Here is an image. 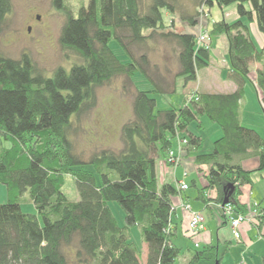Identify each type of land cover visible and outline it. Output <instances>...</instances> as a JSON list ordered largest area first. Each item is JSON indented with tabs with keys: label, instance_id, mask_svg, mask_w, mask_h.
I'll return each mask as SVG.
<instances>
[{
	"label": "trees",
	"instance_id": "obj_1",
	"mask_svg": "<svg viewBox=\"0 0 264 264\" xmlns=\"http://www.w3.org/2000/svg\"><path fill=\"white\" fill-rule=\"evenodd\" d=\"M66 1L52 0L66 15L60 43L81 63L70 69L60 66L47 77L29 53L19 59L0 54V183L8 191V201L0 203V264H140V245L132 241L135 228L148 249L146 264H177L183 250L175 243L171 218L173 197L182 191L177 184L160 185L157 166L164 158L175 167L167 156L177 149L178 138L188 141L185 153L201 151L204 139L190 131L191 125L206 116L220 126L222 138L195 162L208 166L204 190L217 188V201L223 205L228 199L236 212L247 213L238 194L252 184L253 171L245 170L242 162L256 157L257 171H264V137L243 126L238 112L254 62L263 65L254 85L264 112V48H257L249 27L256 21L264 33V0H194L195 13L185 11L182 0H84L88 6L77 16ZM215 5H236L239 16L233 23L223 19L212 27V38H227L228 79L237 91L197 92L188 105L158 110L157 97L175 93L176 85L166 82L153 62L157 35L177 44L176 77H183L186 85L197 82L198 72L211 61V46L198 47L195 35L166 32L164 12L196 26L200 9ZM12 12V0H0V35ZM112 40L130 62L115 55ZM136 73L153 89H137ZM118 78L124 79L125 94L133 92L132 118L121 128L122 148L100 150L86 160L76 153L73 137L81 117L96 108L98 88ZM68 177L74 179L79 201L64 191ZM27 193L37 215L22 210ZM111 202L122 208L124 225L118 223ZM189 264H219L218 248L194 249Z\"/></svg>",
	"mask_w": 264,
	"mask_h": 264
},
{
	"label": "rangeland",
	"instance_id": "obj_2",
	"mask_svg": "<svg viewBox=\"0 0 264 264\" xmlns=\"http://www.w3.org/2000/svg\"><path fill=\"white\" fill-rule=\"evenodd\" d=\"M190 1L191 0H182L181 3L185 8H188L190 7ZM12 2L13 12L8 17V23L5 32L0 35V54L13 59H19L23 53H29L32 56L33 61L35 62L36 67L47 77H50L53 71L60 66L66 69H70L74 64L82 62L79 56H77L73 51L62 47L60 43L61 31L66 20V15L64 11L54 8L52 0H12ZM66 3L69 9L73 11V14L75 16L78 15L79 10L82 6H88V1L84 0H67ZM205 11L204 12L207 13L208 16L198 19L199 30L197 31L198 33H196L195 36L198 39L200 36L207 35L208 39L204 43V46H206L207 48L210 47L212 43V36L214 33L212 32V27L214 21L221 18L225 19L229 23H233L239 19V16L236 11V5L227 7V12L225 11V17L223 16V13L218 5L214 6L211 9V14L208 7L205 8ZM167 13L169 12H164V18L167 16ZM38 17H40V19H38ZM165 22L166 32L173 31L181 33L187 30L184 24L172 20V17L170 16L166 17ZM30 28L31 31L29 30ZM220 37L222 38L221 35H214V38L218 39ZM253 37L255 41L259 43L257 35L253 33ZM152 44L153 62L159 66L161 73L166 72L165 68L162 69V67H160V65L165 62H168L167 67H171L172 69H174V66L177 65L178 61L173 58L170 59L168 55H166L168 59H164L163 56L166 53L164 54L163 50L165 46L168 47L169 51L175 50L177 44L166 43L159 35H157V38H155ZM110 47L121 62H130V58L115 40L111 41ZM220 47V52L225 50L223 45H221ZM217 64H219V67L217 68V75L220 72H225V70L223 69V59L219 61L217 60ZM217 69L215 66L206 74L210 75L211 73V75L213 76L215 74V70ZM133 81L135 86L139 90L149 91L153 89L152 85L141 73H136L133 76ZM123 84L124 79L118 78L112 81L109 85L98 88V103L96 108L92 112L87 113L81 117L79 127L80 129L78 134L73 137V142L75 145L76 153L82 155L86 160L89 159L97 151L105 149L117 150L122 148L123 144L121 141V128L132 118L133 99V92H131L130 94H125L123 92ZM195 85L196 83H193L191 85L188 93H190L193 87L195 88L193 89L192 93L185 97L183 104V96L180 92L175 95H170L168 100H174L172 104L176 108H178L176 106L178 103L180 105L179 108L182 107L185 102H187L188 105L189 100L191 101L192 99H194L195 95H197V92L202 94L200 91L201 89L198 78L197 85ZM249 86L250 87L248 89V93L252 94V96L251 98L249 96L250 99H248L247 106L249 107L250 111H252L254 108L256 111H259L261 114H263L260 101L257 98V91L250 82ZM133 88L134 87H132V89ZM158 101V110L165 109V107H167L163 106L164 104L162 101V97H158ZM202 117L208 119L206 116ZM206 119L203 120L205 128H203L202 130L198 129L197 122H194L190 127L191 132L196 133V135L198 134L205 141L202 153H206L209 142L212 141V138L214 139L216 136L215 128H218L217 126L214 127V125L209 123V119ZM185 155V151H182L181 156L183 157ZM192 179H186L191 188L189 191V194L191 195L195 192L197 194V189L194 187ZM196 179L199 180L198 177H194V180ZM203 182L204 184H206L205 179L202 175L200 176L199 182L197 181V187L201 188L200 186L203 185ZM64 191L70 199L75 201L80 200V196L72 177H68V179L66 180ZM6 201H8V191L7 188L0 183V202L4 203ZM184 205L190 206L187 201ZM109 206L115 217L117 218L118 223L120 225H124V212L122 208L115 202L109 203ZM254 206H256V204L251 205L247 209V212H250V210ZM21 207L23 212L37 215V211L29 193H27L22 199ZM258 207L256 208L258 209ZM194 212L200 213L204 216V214L200 211ZM39 220L43 224V220L41 218H39ZM204 224L205 225L202 231L205 230L206 221ZM132 241H134L137 245H140V264H145L147 254L144 251V244L141 245V243H143L141 242V233L137 228L132 230ZM187 245L192 246L194 245V242H192V245L191 242H187ZM72 257L74 256L70 255V258Z\"/></svg>",
	"mask_w": 264,
	"mask_h": 264
},
{
	"label": "crops",
	"instance_id": "obj_3",
	"mask_svg": "<svg viewBox=\"0 0 264 264\" xmlns=\"http://www.w3.org/2000/svg\"><path fill=\"white\" fill-rule=\"evenodd\" d=\"M190 7L185 8V11L189 13L196 12V6L194 4V0L190 1ZM216 6V5H215ZM225 17V11L227 12V7H219ZM212 9V8H211ZM210 9V14H211ZM237 11V9H236ZM168 12V11H167ZM169 14V15H168ZM167 16L172 17V20L181 22L184 24L187 30L181 32L183 34H192L195 35L198 33V26H191L188 22L182 21L177 14L167 13ZM166 16V17H167ZM166 17L164 18V22L166 21ZM223 19H217L214 21L218 22ZM225 20V19H224ZM166 23V22H165ZM164 23V24H165ZM166 26V24H165ZM251 36L259 50L264 48V33H262L259 29V26L256 21L249 24ZM253 33L257 35V39L259 43H257L253 37ZM223 45L225 50L220 52V46ZM177 48V47H176ZM169 51L168 47H164V59H168L166 55L170 57V59H175L177 61V49ZM211 61L210 66L206 69L200 70L197 74L198 82L200 84L201 95H214V94H234L237 91V86L235 83L228 79V74L230 70V61H229V45L227 38L222 36V38H213L211 43ZM224 61V70L225 72H220L218 75V67L217 60ZM160 65V64H159ZM168 62L163 63L160 67L165 68L166 72H162V75L165 77L166 82L169 84L175 83V93L161 95L158 97H162L163 106L167 110L171 108H176L173 106L174 100H168L170 95H175L178 92L182 93V104L185 100V97L192 93L193 89L188 93V90L191 88V84L186 85L185 79L183 77H176L179 65L174 66V69L171 67H167ZM216 66L215 74L212 76L207 75L210 69ZM252 73L250 75V80L247 81L245 87V93L242 100L239 102V118L240 122L243 126L247 128H251L256 130L262 137H264V112L261 114L259 111H256L254 108L252 111L249 110L248 99L251 98L252 94L248 93L249 82L256 89L254 82L256 79V72L258 70L263 69V65L261 63H252L251 64ZM150 83V82H149ZM197 85V82H195ZM194 83V84H195ZM151 84V83H150ZM195 85V86H196ZM153 87V86H152ZM150 91V90H149ZM257 91V98L259 99V92ZM250 96V98H249ZM157 97V104H159ZM179 108V103L176 105ZM262 109V108H261ZM205 117H199L197 120L198 129L205 128L203 120ZM208 120V119H206ZM209 123L214 125L216 130V136L212 141L209 142V146L207 148L206 153H210L213 150V144L216 140L222 138L223 131L219 125L212 123L208 120ZM196 134V133H194ZM198 135V134H197ZM199 136V135H198ZM205 144V141H204ZM176 146V144H175ZM202 153L201 151H193L189 154L186 153L185 156L182 157V163L178 167H170L165 163V159L161 158L158 161L157 166V174L159 178L160 185L165 183L177 184L178 182L187 183V178H193L192 182L194 187L197 189L196 192L192 195L189 194V189L181 194L173 197V213H172V226L175 230L176 237L175 243L178 247L182 248V254L178 258L177 264H189L192 261L194 255V249H203L208 246H216L218 248V259L219 264H264V171H257L259 167V160L256 157H252L246 159L242 162V166L245 170L253 171L252 174V184L245 185L241 188V193L238 194V199L242 205H245L247 209L256 204L259 206L261 210V216L259 219H255L253 224L246 223L241 225V239L238 240L234 237L232 233V229L230 226V221L228 217L224 215L223 205L217 201L220 196V191L216 189H208L204 190L207 187V179L204 177V172L208 170V166H197L195 162L196 156ZM204 177L206 184L201 185V188L197 187V181L199 182L200 176ZM194 177H198L199 180H194ZM188 184V183H187ZM189 185V184H188ZM189 203L191 210L200 211L204 214L206 219V227L200 234L196 236H192L190 233V222H191V213L184 207V202ZM2 202V201H1ZM0 202V203H1ZM5 203V202H4ZM197 240V241H194ZM187 242H194V245L189 246ZM144 251L147 254L148 249L144 244ZM147 263V259H146ZM145 263V264H146Z\"/></svg>",
	"mask_w": 264,
	"mask_h": 264
},
{
	"label": "built area",
	"instance_id": "obj_4",
	"mask_svg": "<svg viewBox=\"0 0 264 264\" xmlns=\"http://www.w3.org/2000/svg\"><path fill=\"white\" fill-rule=\"evenodd\" d=\"M205 8L206 7H202L200 9V19L208 16L207 13H205L206 12ZM207 39H208L207 35L200 36L197 39V46L198 47L204 46V43L206 42ZM178 140H179V144H178L179 147L177 149L171 150L167 156L169 162L173 163L175 167H178L182 163L181 152L184 151V147L188 143L187 140L185 139L181 140L180 137L178 138ZM177 188H179L180 191L185 192L189 189V186L184 182H178ZM184 207H186V209H188V211H190L191 213L190 232L192 233V236H196L204 228V225H205L204 223L206 220L203 215L191 210L190 206L184 205ZM256 207L258 206L256 205L252 207L250 212H247L246 214H242V213L234 211L235 208L232 204H227L223 206L224 214L230 220V226L232 229V233L236 239L238 240L241 239V232H240L241 225L246 224V223L253 224L254 219L261 216L260 208L258 207L257 209Z\"/></svg>",
	"mask_w": 264,
	"mask_h": 264
},
{
	"label": "water",
	"instance_id": "obj_5",
	"mask_svg": "<svg viewBox=\"0 0 264 264\" xmlns=\"http://www.w3.org/2000/svg\"><path fill=\"white\" fill-rule=\"evenodd\" d=\"M38 19H40V17H38ZM31 31V28L29 29ZM230 188H233V186H230ZM228 204V199H225V201L223 202V205H227Z\"/></svg>",
	"mask_w": 264,
	"mask_h": 264
}]
</instances>
